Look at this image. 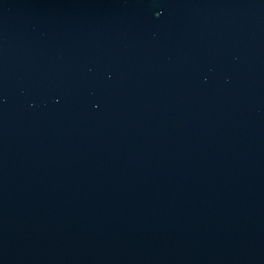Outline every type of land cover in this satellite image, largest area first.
Here are the masks:
<instances>
[{
    "label": "water",
    "instance_id": "1",
    "mask_svg": "<svg viewBox=\"0 0 264 264\" xmlns=\"http://www.w3.org/2000/svg\"><path fill=\"white\" fill-rule=\"evenodd\" d=\"M0 264H264V0H0Z\"/></svg>",
    "mask_w": 264,
    "mask_h": 264
}]
</instances>
